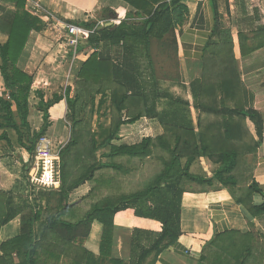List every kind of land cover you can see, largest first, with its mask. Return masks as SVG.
Instances as JSON below:
<instances>
[{
    "label": "trees",
    "instance_id": "1",
    "mask_svg": "<svg viewBox=\"0 0 264 264\" xmlns=\"http://www.w3.org/2000/svg\"><path fill=\"white\" fill-rule=\"evenodd\" d=\"M9 1L15 3L16 10L8 18L0 17V29L9 36L8 41L0 45V70L10 98L0 96V106L5 113L4 125L17 131L19 143L32 156L37 141L51 126L50 108L65 98L75 112V105L81 96L77 94L75 99L72 98L71 88H68L65 97L55 93L47 100L43 91L37 90L44 124L40 130L33 132L29 121L33 77L22 71L18 62L31 32L42 31L47 24L28 8V0ZM124 1L135 11L128 12L119 24L100 29L95 20L76 22L95 29L87 43L93 51L78 73L79 86L86 88L88 94L96 90L104 99L110 100L116 119L110 128H102L99 138L95 137L97 132H91L88 141L84 132L78 131V127L82 130V122L74 120L71 141L61 151L62 184L57 192L52 193L57 197L59 211L45 224L39 223L41 208L30 217L33 206L21 208L16 204L12 191L0 190V232L3 226L16 218H19L20 225L17 236L0 243L3 253L0 264H61L63 259L66 264H127L121 259L111 258V249L114 217L119 211L129 208L134 209L137 216L159 220L163 226L160 233H154L156 239L153 245L141 249L137 260L134 253L138 248L133 245L131 264H142L152 253L156 259L181 235L182 198L188 191L187 183L216 189L224 187L238 203L250 210L253 217L264 214V200L257 204L252 202L253 195L261 192L258 183L253 182L247 188L238 187L239 181L245 179L241 171L245 151L252 150V143L247 140V120L254 124L259 138L264 131L261 112V107H264V29L258 30L254 37L239 34L242 59L251 62L250 65L246 62L239 64L234 43L215 39L220 19L217 0H212L215 3V23L202 57L204 74L190 84L192 106L200 113L195 124L191 104L162 88L152 56L153 42L166 45L168 39L175 44L177 55L176 29L178 25H183L188 7L182 0ZM104 11L106 23L116 19L117 14L112 9ZM249 40L255 41V47L247 45ZM255 50L262 52L250 56ZM242 74L247 85L256 92L255 108H246L240 101ZM162 99L168 100V106L159 110L157 104ZM144 117L159 119L164 133L145 137L136 144L113 143L123 125ZM100 148H109L103 155L111 160L104 162L98 159L96 152ZM149 157L156 160L155 167H160L154 169L151 165V176H148L144 188L124 191L123 179L141 169ZM202 158H209L216 165L209 176L192 170ZM133 161L137 164L133 167L128 165ZM79 162L84 164L80 167ZM88 181L93 182L88 193L90 196L99 195L108 187L113 189V194L96 198L98 200L88 210L78 211L81 202L70 203L69 197L72 191ZM39 203L42 205V199ZM66 215L75 221L60 219ZM95 220L103 224L99 256L83 248L91 223ZM86 224L88 227L84 229L86 234L83 238L74 234ZM59 225L67 234L59 232ZM260 237L264 240V235ZM255 240L253 232L242 236L235 231L218 234L206 244L200 264H264V242H253ZM14 253L21 259L20 262L11 260Z\"/></svg>",
    "mask_w": 264,
    "mask_h": 264
},
{
    "label": "crops",
    "instance_id": "2",
    "mask_svg": "<svg viewBox=\"0 0 264 264\" xmlns=\"http://www.w3.org/2000/svg\"><path fill=\"white\" fill-rule=\"evenodd\" d=\"M182 3L188 7L187 15L189 16L187 22L183 23L182 26L178 25L179 28L176 29L177 55L181 77L175 82L171 81L173 83L171 91L178 88L183 89V92L186 93L184 100L192 105L193 97L190 84L193 80L202 78L204 74L202 57L206 45L213 35L215 3L212 0H182ZM216 6L220 19V29L215 39L221 42L231 40L234 43V51L239 64L242 65L246 62L245 64L250 65V61L242 59L239 34L254 37L258 30L264 29V0H217ZM28 8L32 9L34 13L50 19V21H57L55 24L57 27L62 22L78 25L77 23L93 20L97 22H100V20L105 21V9H112L115 13H119L121 19L118 21L120 23L128 12L135 11L124 0H28ZM14 10H16L15 3L9 0H0V17L8 18ZM51 15H53L52 19ZM112 20L115 24H118L117 20ZM51 32L53 33V30H50L49 27L39 32L32 31L18 62V67L33 77L31 93L37 91L38 88L46 89L49 85L51 86L53 83L49 82L50 79L59 83L62 81L69 82L70 77L67 76V80L64 77L62 78L60 66L53 64L52 72L55 73L51 74L50 72V74H47L42 63L37 66L33 62V59L39 56L42 60H46L44 58L46 55L48 57L54 56L50 53L57 52L59 47H63L61 43L58 47H54L61 33L53 36ZM51 37L56 39V42H53L54 45L51 42ZM8 39V34L0 29V45L5 44ZM87 43L88 40L82 42L83 49L81 51L78 49L77 55L73 59V65L76 61L78 63V70L81 69L83 62L87 60L93 51ZM247 45L253 48L255 47V41L249 40ZM261 52L259 50L252 51L250 56H256ZM78 70L76 69L77 73H79ZM9 94V91L5 89L0 70V96L9 99ZM240 101L246 108L257 107L256 92L247 85L243 74ZM62 104H64V113L66 101L59 102V105ZM53 107L50 111H54ZM13 108L16 110L15 105ZM60 109L61 106L58 112L62 113ZM261 110L264 116V107H261ZM4 115L5 113L0 106V190L12 191L16 199L17 195L22 194L20 189H22L23 177L21 176L22 166L20 165L21 163H23V166L26 165L29 162L28 157H31V155L19 143L17 131L4 125ZM191 115L195 123L193 111ZM246 124L249 131V139L247 140L248 142L251 141L252 150L245 151L244 164L241 170L245 179L239 181L238 187L247 188L253 182H257L261 192L255 193L252 200L253 203L257 204L264 200V131L262 138H259L254 124L250 120H247ZM54 127V125H51L47 133V136L53 141L56 140L58 135L50 134L51 131L59 133L57 129H53ZM84 185L73 191L74 194L77 191H84V194L78 195L77 200H70V203L79 202V199L86 196L87 192ZM187 190L182 198V232L178 241L164 249L156 259L155 254L152 253L142 264H200L206 244L218 234L235 231L242 236L253 232L255 239L260 235H264V214L253 217L250 210L238 203L228 189L194 185ZM114 223L111 258L121 259L127 264H131L133 258V245L135 244L138 248L134 253L135 260H137L141 249L153 245L156 239L154 233H160L163 228L159 220L137 216L134 209L131 208L116 213ZM19 228V218H16L1 228L0 240L3 241L17 236ZM102 236L103 224L95 220L91 223L90 232L83 242V248L99 256Z\"/></svg>",
    "mask_w": 264,
    "mask_h": 264
},
{
    "label": "rangeland",
    "instance_id": "3",
    "mask_svg": "<svg viewBox=\"0 0 264 264\" xmlns=\"http://www.w3.org/2000/svg\"><path fill=\"white\" fill-rule=\"evenodd\" d=\"M251 4V3H249ZM236 13V10H235ZM35 15L39 16L40 18L43 19L45 24H47V27L50 28V30H53L52 35L55 36L57 33H61L59 37L57 38L58 41L56 42V39L51 37V42L55 43L54 47H58V45L61 43L63 47H59L57 52H52L50 55L54 54V56L48 57L47 55L44 57L46 60H42L40 56L38 58L33 59V62L35 65H41L46 68V73L47 74H53L55 72H52L53 70V64L56 66H60L61 68V73H62V78L67 80V76L69 78V82L62 81L59 83L58 81H53V79H50L49 82H52L53 84L49 87H46V89H37V90H42L45 99H51L54 97V94L57 93L58 95H64L66 90L68 88H71L70 90V96L72 98H76L77 94H80L81 99L76 103V110L73 112L71 109L70 105H68L66 99L64 98L63 100L66 101V107H65V112L63 113L64 110V104L59 105V102L53 105L54 111H50V122L51 125H54L55 127L53 129H57L59 133H55L51 131L50 134H55L58 135L56 140H54V147L55 149H61V151L69 144L71 141V138L73 136V122L74 120H79L81 123L82 130L80 127H78L79 132H84L85 134V140L88 141L89 138L91 137V132L96 133L97 132V138H99L98 134L100 131H102V128H110L112 124L114 123V120L116 119L115 111L113 110L112 103L110 100L104 99L103 95L99 93L98 91H93L91 94H88V91L86 88L79 86V77L76 69L78 70L77 67V61L73 65V59L75 57L74 53H72V48L67 45V36L65 34V31L61 30L59 27H57L55 24L57 21H49L48 18L43 17L39 15L38 13H34ZM117 17L115 20H117L118 24L121 18L119 13H117ZM187 13L184 17V22H187L188 20ZM113 21V20H111ZM102 22V24H101ZM121 22V21H120ZM100 25H105L106 22L103 20H100L98 22ZM240 25V23H238ZM179 26H182L181 24ZM177 26V28H179ZM60 29V30H59ZM65 42V43H64ZM64 43V44H63ZM54 45V44H53ZM174 46L175 44L173 41L170 39L167 40L166 45H161L160 42L154 41L152 44V56L153 60L156 66L157 74L158 77L161 80V86L163 89L168 90L167 92L171 93L175 97H181L186 98V93L183 92L184 90L181 88H178L177 90L171 91L173 86L171 85V80H178L181 77V71H180V63L178 59V55H176L174 51ZM52 46V49L54 48ZM56 50V49H55ZM53 58V59H52ZM49 64L50 66H48ZM73 69V70H72ZM79 72V70H78ZM215 72V71H214ZM58 73V72H57ZM215 73H213V77ZM54 78H57L53 76ZM57 80V79H56ZM179 92V93H178ZM39 102H40V97L37 94L36 91L32 92L30 94L29 98V107H30V115H29V121L32 126V130L38 131L41 129V127L44 124V119H43V112L39 109ZM158 109L162 110L165 107L168 106V100L167 99H162L160 102H158ZM61 106V111L62 113L58 112L59 107ZM193 108V110H192ZM51 109V108H50ZM190 111L194 112V119L195 123L199 118V114L197 113L196 109L191 105ZM75 117L76 119H73ZM203 117H207L204 115ZM213 118V117H211ZM151 119V120H150ZM51 127V126H50ZM50 127L48 128V131L43 135L47 136V133L50 130ZM64 128V129H63ZM164 127L161 125L159 119L156 118H141L140 120L136 121L135 123L132 124H125L121 127L120 129V134L118 136V139L114 140V144H136L142 141L143 138L145 137H156L158 135H161L164 133ZM38 142V141H37ZM90 143V142H89ZM62 144V145H61ZM36 148V145H35ZM81 150H83L81 148ZM109 151V148H100L97 152L96 155L98 159L103 160L104 162L111 160L108 157L104 156L103 154L105 152ZM157 155V154H156ZM155 155V156H156ZM87 157V156H85ZM29 162L23 166V163H21V172H22V177H23V183L21 184L22 189L21 190L22 194L17 195L15 202L19 207H25V206H33V211L29 214V216H33L35 212H37L40 208L42 211V219L39 223L43 222V224L48 221V219L53 216L58 214L59 208L58 206V201L57 197L53 196L52 193L53 191H58L60 186L56 185V188L44 186V185H39L37 183L32 184V176H36V179H39V170L36 173L37 166L36 165V160H35V154L30 157H28ZM85 160V159H84ZM89 162V159L87 160ZM138 161V160H137ZM154 161L156 160L152 157H149L146 159L144 166L140 167L141 169L133 171L132 174L127 175L125 180L123 179V188L124 191L131 192L135 191L138 189H142L145 187L147 183L148 176L150 175V170H151V165L153 168H159L160 166H154ZM139 162V161H138ZM136 161L129 162L128 165L134 166ZM79 166L83 165V162H79ZM127 164V162H126ZM137 164V163H136ZM216 167V165L209 159V158H202L200 159L192 168V170L195 173H206L208 176L212 174L213 169ZM79 170V169H78ZM145 172V173H144ZM41 173V169H40ZM34 174V175H33ZM146 174V176H145ZM73 175V174H72ZM71 175V176H72ZM92 181L86 182L84 185V189L87 192L86 196L83 198L79 199L81 202L79 204V209L78 211H85L88 210L91 205L101 196H106V195H111L113 194V189H108L100 192L99 195H92L90 196L88 193L91 191V185ZM199 186L197 183H187L186 188H189L190 186ZM18 193V191H16ZM84 194V191H77L76 194L72 191L69 197V201L73 199L77 200L78 195ZM96 196V197H95ZM42 199V205H40L39 202H41ZM49 199H51V203L49 202ZM77 202V201H76ZM42 206V207H41ZM77 208V207H76ZM60 219L63 220H68V221H75L74 219L70 218V216H64L60 217ZM72 219V220H71ZM85 227L83 229H77L74 231V234H77L81 238H83V235L86 234V231L84 229H87L88 225H84ZM83 227V226H82ZM59 232H65L66 230L63 231L62 226L59 225L58 227ZM67 234V233H66ZM257 239L254 242H264L262 237H256ZM3 242L0 240V243ZM2 251L0 250V258H1ZM10 254V252L8 253ZM11 255V254H10ZM11 260L14 262H20L21 259L17 257V255L14 253L12 255ZM61 264H66L63 260L61 261Z\"/></svg>",
    "mask_w": 264,
    "mask_h": 264
},
{
    "label": "built area",
    "instance_id": "4",
    "mask_svg": "<svg viewBox=\"0 0 264 264\" xmlns=\"http://www.w3.org/2000/svg\"><path fill=\"white\" fill-rule=\"evenodd\" d=\"M53 15H51V19ZM50 21V19H49ZM102 24V22H101ZM59 28L66 31L67 45L72 48V53L77 55L78 49L83 41H87L95 29L78 26L72 23L62 22L59 24ZM62 145V144H61ZM36 165H38L39 179L33 178L32 184L37 183L48 187L56 188V185L61 184V149H55L54 141L49 136H42L36 143L34 150ZM41 169V173H40ZM34 175V174H33ZM33 184V185H34Z\"/></svg>",
    "mask_w": 264,
    "mask_h": 264
},
{
    "label": "water",
    "instance_id": "5",
    "mask_svg": "<svg viewBox=\"0 0 264 264\" xmlns=\"http://www.w3.org/2000/svg\"><path fill=\"white\" fill-rule=\"evenodd\" d=\"M113 24H115L114 21H109L104 26L100 25V29L104 28L105 26H110V25H113Z\"/></svg>",
    "mask_w": 264,
    "mask_h": 264
}]
</instances>
